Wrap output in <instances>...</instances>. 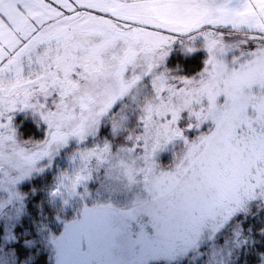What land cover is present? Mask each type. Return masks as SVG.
<instances>
[{
	"label": "rangeland",
	"instance_id": "rangeland-1",
	"mask_svg": "<svg viewBox=\"0 0 264 264\" xmlns=\"http://www.w3.org/2000/svg\"><path fill=\"white\" fill-rule=\"evenodd\" d=\"M178 50L203 70L168 73ZM106 123L123 143L95 139ZM47 171L70 211L44 236L49 264L197 258L263 193L264 0H0L6 241L18 185Z\"/></svg>",
	"mask_w": 264,
	"mask_h": 264
},
{
	"label": "trees",
	"instance_id": "trees-1",
	"mask_svg": "<svg viewBox=\"0 0 264 264\" xmlns=\"http://www.w3.org/2000/svg\"><path fill=\"white\" fill-rule=\"evenodd\" d=\"M204 65L205 55L200 50L190 54L178 50L165 60L168 73L185 77L199 74ZM21 120V117L16 118V132L20 141L32 142L38 137L39 129L28 119L20 123ZM107 123L100 127L95 139L114 141L115 146H118L120 139L123 143L124 134L112 138ZM54 178V172L47 171L18 185L22 212L11 230V240L4 239L0 225V258H4L8 264H49L50 254L44 236L58 233L63 221L70 217V211L65 210L61 202L53 199L47 191ZM229 226L230 229L222 230L213 242L203 244L197 258L187 257L171 264H264V189L262 195L247 203L231 219ZM231 230L236 232L232 234Z\"/></svg>",
	"mask_w": 264,
	"mask_h": 264
}]
</instances>
